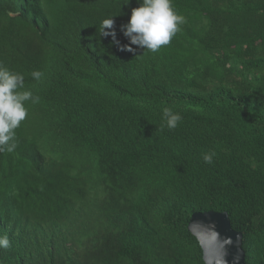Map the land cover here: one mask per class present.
Here are the masks:
<instances>
[{
	"label": "trees",
	"instance_id": "trees-1",
	"mask_svg": "<svg viewBox=\"0 0 264 264\" xmlns=\"http://www.w3.org/2000/svg\"><path fill=\"white\" fill-rule=\"evenodd\" d=\"M125 2L0 0V66L40 98L0 152V264H205V211L264 264V0H173L186 23L155 53L122 49Z\"/></svg>",
	"mask_w": 264,
	"mask_h": 264
},
{
	"label": "clouds",
	"instance_id": "clouds-1",
	"mask_svg": "<svg viewBox=\"0 0 264 264\" xmlns=\"http://www.w3.org/2000/svg\"><path fill=\"white\" fill-rule=\"evenodd\" d=\"M129 3L130 0H126L125 4ZM137 3L139 7L131 10L129 21L121 25L120 30L129 41L121 47L129 52H134L136 48H139L155 53L161 47L171 43L181 26L186 23V18L177 12L173 0H137ZM113 17L109 16L101 21L99 34L103 37L111 36L113 43L120 46V42L116 39ZM133 45L136 48H133ZM31 76L35 80H40L43 72L33 71ZM39 99V96L34 95L32 91L25 90L23 73L0 66V152L11 153L16 149V129L28 117L26 105L27 103H38ZM182 119L179 112L166 107L162 112V127H167L169 130L175 129ZM215 155V152L204 153L202 156L204 163H213ZM10 247L11 241L8 235H0V249Z\"/></svg>",
	"mask_w": 264,
	"mask_h": 264
},
{
	"label": "water",
	"instance_id": "water-1",
	"mask_svg": "<svg viewBox=\"0 0 264 264\" xmlns=\"http://www.w3.org/2000/svg\"><path fill=\"white\" fill-rule=\"evenodd\" d=\"M188 229L202 247L205 264H245L242 233L232 228L227 212L193 213Z\"/></svg>",
	"mask_w": 264,
	"mask_h": 264
}]
</instances>
